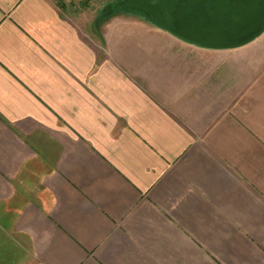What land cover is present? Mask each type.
Segmentation results:
<instances>
[{
  "label": "crops",
  "instance_id": "obj_1",
  "mask_svg": "<svg viewBox=\"0 0 264 264\" xmlns=\"http://www.w3.org/2000/svg\"><path fill=\"white\" fill-rule=\"evenodd\" d=\"M67 1L0 0V264H264V32L102 47Z\"/></svg>",
  "mask_w": 264,
  "mask_h": 264
},
{
  "label": "water",
  "instance_id": "obj_2",
  "mask_svg": "<svg viewBox=\"0 0 264 264\" xmlns=\"http://www.w3.org/2000/svg\"><path fill=\"white\" fill-rule=\"evenodd\" d=\"M134 16L180 41L205 49H234L264 32V0H115L95 24Z\"/></svg>",
  "mask_w": 264,
  "mask_h": 264
},
{
  "label": "rangeland",
  "instance_id": "obj_3",
  "mask_svg": "<svg viewBox=\"0 0 264 264\" xmlns=\"http://www.w3.org/2000/svg\"><path fill=\"white\" fill-rule=\"evenodd\" d=\"M115 0H68L66 7L68 10L72 13V15L75 16V18H78L79 21H83V27H84V32L85 34L92 35L95 33L104 34L106 31H108L109 28L113 30L112 32L115 34H140V33H150V34H158V37L156 40L153 41H142L140 42V47H145L148 49H167V50H184V49H190V48H195L196 46L193 45H188L179 39L173 37L166 36V35H161L164 34V31L159 30L155 28L152 25H149L138 18L134 16H128L124 14H117L109 17L108 19L95 24V19L97 15L99 14L100 10L107 5L108 3H112ZM113 18H123L125 20L133 19L134 22H138L140 25H135L132 23L130 24H114L112 21ZM128 22V21H125ZM166 34V32H165ZM102 39L100 40V43L103 47L105 44V41L103 40V36L101 35ZM92 38V37H91ZM134 45L133 47H138L136 40L133 41ZM147 43V44H146ZM197 48V47H196ZM242 49H251L252 44L248 43L244 46L238 47ZM185 59H190L192 57H181ZM253 68V64L252 67ZM133 76L137 78L138 81L141 82L140 75L137 73H133ZM252 76V75H251Z\"/></svg>",
  "mask_w": 264,
  "mask_h": 264
},
{
  "label": "trees",
  "instance_id": "obj_4",
  "mask_svg": "<svg viewBox=\"0 0 264 264\" xmlns=\"http://www.w3.org/2000/svg\"><path fill=\"white\" fill-rule=\"evenodd\" d=\"M95 34L100 38V40L102 39L99 33H95Z\"/></svg>",
  "mask_w": 264,
  "mask_h": 264
}]
</instances>
